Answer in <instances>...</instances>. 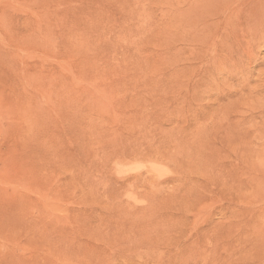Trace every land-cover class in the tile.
Instances as JSON below:
<instances>
[{
	"label": "rangeland",
	"instance_id": "1",
	"mask_svg": "<svg viewBox=\"0 0 264 264\" xmlns=\"http://www.w3.org/2000/svg\"><path fill=\"white\" fill-rule=\"evenodd\" d=\"M0 264H264V0H0Z\"/></svg>",
	"mask_w": 264,
	"mask_h": 264
}]
</instances>
